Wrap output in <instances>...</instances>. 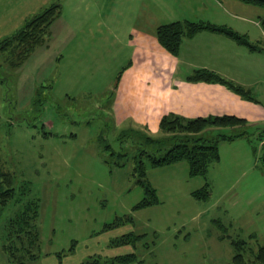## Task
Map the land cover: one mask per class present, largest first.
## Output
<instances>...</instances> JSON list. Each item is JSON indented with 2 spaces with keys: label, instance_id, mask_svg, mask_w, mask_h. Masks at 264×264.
Segmentation results:
<instances>
[{
  "label": "rangeland",
  "instance_id": "1",
  "mask_svg": "<svg viewBox=\"0 0 264 264\" xmlns=\"http://www.w3.org/2000/svg\"><path fill=\"white\" fill-rule=\"evenodd\" d=\"M3 1L14 7L6 16L0 11V37L35 13L20 22L26 6L30 10L54 0ZM59 1L49 39L19 68L9 67L0 54V168L11 169L16 187L0 212V264H13L1 243L5 223L26 198L38 203L40 256L31 264H84L129 252L138 260L132 264H233L231 240H246L252 250L263 244V150L252 130L247 138L220 139L219 160L204 175L190 176L186 160L146 165L160 202L133 209L144 195L133 174V155L143 140L129 132L122 139L118 134L133 127L154 138L164 136L156 124L135 121L130 94L143 83L147 69L153 74L162 67L153 49L156 12L162 14L153 9L155 2L180 7L181 13L186 0ZM223 6H228L225 0ZM262 13L260 21L264 8ZM145 39L151 43H141ZM142 46H150V58L139 52ZM241 129L210 125L204 136ZM100 136L127 156H110ZM23 188L26 194H20ZM202 188L208 197L195 198L191 192ZM125 214L134 221L102 231ZM131 231L143 235L134 245H109ZM245 258L252 259L248 252Z\"/></svg>",
  "mask_w": 264,
  "mask_h": 264
},
{
  "label": "trees",
  "instance_id": "2",
  "mask_svg": "<svg viewBox=\"0 0 264 264\" xmlns=\"http://www.w3.org/2000/svg\"><path fill=\"white\" fill-rule=\"evenodd\" d=\"M242 3L264 8V0H239ZM61 11V3L54 0L43 6L40 10L24 20V23L9 35L0 37V54L5 57L9 67L17 69L24 60L39 46L45 44L50 34V25ZM264 29V18L260 21ZM210 30L225 34L246 45L249 49H260V44L250 42L244 34L238 33L225 25H215L206 21L175 20L165 24H160L156 28L158 43L170 54L177 55L181 41L184 37L192 36L200 30ZM191 81H218L228 85L240 96L252 99L250 90L228 81L207 69H197L189 76ZM246 120L236 115L223 114L215 116H198L191 119H183L175 114L163 115L158 124L159 130L164 134L163 137L154 138L143 133L138 128L128 127L122 129L118 138L122 139L126 132L133 133L142 138L143 145L138 152L133 155V174L136 182L143 188V197L133 206L134 210L154 205L160 202L156 189L151 185L147 178L146 165L152 167L170 165L181 160L188 163V174L204 175L208 166L213 161L219 160L217 142L222 140H234L240 136L249 137L250 131L247 129ZM213 127H242V131L237 133L218 132L213 137L204 136V131L209 126ZM259 148L263 153L259 156L260 166L264 172V130L254 134ZM249 139V138H248ZM103 150L109 151L110 156L118 157L120 160L127 156L126 152H116L107 140L98 137ZM251 145V144H250ZM252 146L253 153L256 147ZM121 165L122 163H117ZM11 169L0 168V212L7 202L16 194L14 186V174ZM26 194L24 188L20 194ZM195 198L204 199L208 197L206 188L191 192ZM38 216V203L36 198L24 199L21 208L11 216L5 223L4 240L2 238L1 247L7 258L13 264H31L39 259V230L36 219ZM134 218L131 214L116 216L110 223L103 226L102 231L110 230L125 223H132ZM141 234L124 233L115 239L110 240V246L132 244L134 245ZM147 246L145 243H142ZM234 254L233 264H264V243L258 244L255 250L248 248V242L242 239L231 240ZM73 247L69 249L71 251ZM248 252L252 259L245 258ZM60 253H58L59 256ZM60 257V256H59ZM250 260V261H248ZM84 264H132L138 262L136 254L129 252L114 258H92L83 261Z\"/></svg>",
  "mask_w": 264,
  "mask_h": 264
},
{
  "label": "crops",
  "instance_id": "3",
  "mask_svg": "<svg viewBox=\"0 0 264 264\" xmlns=\"http://www.w3.org/2000/svg\"><path fill=\"white\" fill-rule=\"evenodd\" d=\"M185 2L187 6H183L181 13L178 11L180 7L169 9L155 2L153 9L162 14L156 12L158 19L154 25L153 42L157 44L153 49H156L155 54L162 60V67L153 74L147 69L143 83L133 86L130 99L133 102L132 113L135 114V121L142 126H146L148 122L154 123L158 128L160 118L167 114H175L185 120L198 116L230 114L244 118V125L253 134L264 130V101L259 98L264 97V43H258L264 39V29L260 23L263 8L237 0H225L228 6H223L224 0ZM13 7L7 5L6 1L1 2V14L6 16ZM26 7L28 9L31 6ZM40 8L42 6L25 9L20 15V22ZM162 15L164 17L161 19ZM186 19L228 26L238 33L248 35V40L252 43L258 39L257 43L261 47L251 50L225 34L204 29L184 37L178 54L172 55L158 43L156 28L160 24ZM148 40L141 43H151V39ZM142 49L139 52L144 56L147 52L146 56L150 58V46H142ZM197 69L211 70L250 90L252 99L240 96L222 82L191 81L189 76ZM241 137L245 136L238 138Z\"/></svg>",
  "mask_w": 264,
  "mask_h": 264
},
{
  "label": "built area",
  "instance_id": "4",
  "mask_svg": "<svg viewBox=\"0 0 264 264\" xmlns=\"http://www.w3.org/2000/svg\"><path fill=\"white\" fill-rule=\"evenodd\" d=\"M263 143H264V139H263V141H262Z\"/></svg>",
  "mask_w": 264,
  "mask_h": 264
}]
</instances>
